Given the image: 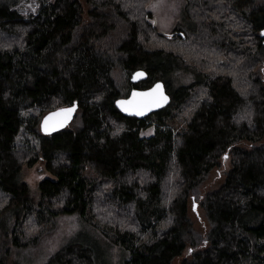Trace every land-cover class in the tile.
Masks as SVG:
<instances>
[{
  "label": "trees",
  "instance_id": "trees-1",
  "mask_svg": "<svg viewBox=\"0 0 264 264\" xmlns=\"http://www.w3.org/2000/svg\"><path fill=\"white\" fill-rule=\"evenodd\" d=\"M22 1L0 0V264L61 215L122 250L123 264H264V0H184L193 29L169 36L153 0H35L26 18ZM183 70L191 83L168 93ZM137 71L147 77L132 83ZM156 82L165 107L119 112L117 100ZM73 103L65 129L41 133L46 114ZM37 164L51 177L35 199L20 175ZM43 264L100 263L71 242Z\"/></svg>",
  "mask_w": 264,
  "mask_h": 264
},
{
  "label": "rangeland",
  "instance_id": "rangeland-1",
  "mask_svg": "<svg viewBox=\"0 0 264 264\" xmlns=\"http://www.w3.org/2000/svg\"><path fill=\"white\" fill-rule=\"evenodd\" d=\"M38 7L39 3L35 0H26L17 5L16 10L26 18L35 15ZM150 9L152 10L156 28L164 35L169 36L174 24H180L184 27L187 25V30L193 29V25L187 23L184 16V0H153ZM262 75L264 79V68ZM168 80L171 81L168 92L170 94L176 86L191 83V78L185 70L169 74ZM228 168L227 160L222 163L220 171H214L212 173L206 189L217 188L222 181V173ZM20 177L27 184L31 196L38 199L39 193L37 186L40 179L50 178L51 176L44 170L43 164H37L33 168H24ZM190 214L195 222L203 218L201 208L194 201H190ZM7 223V218L0 221V242L3 243L5 240L2 237L1 230L5 228ZM91 232L92 235L88 234L85 225L80 223L79 220L61 215L57 222V228L51 235L44 237L37 246L11 250L7 256V261L9 264H43L56 250L71 242H76L91 248L96 260L100 264L124 263L126 258L122 250L110 245L96 231ZM4 245L6 247V243Z\"/></svg>",
  "mask_w": 264,
  "mask_h": 264
},
{
  "label": "water",
  "instance_id": "water-1",
  "mask_svg": "<svg viewBox=\"0 0 264 264\" xmlns=\"http://www.w3.org/2000/svg\"><path fill=\"white\" fill-rule=\"evenodd\" d=\"M260 36L264 37V28L261 30ZM146 77H147V75L145 72L137 71L131 76V82L137 83L140 81H144L146 79ZM158 84L161 86L159 91L163 93L164 97H166V100H164L160 104L153 105L150 108H145L143 113L139 114V115L136 114L135 110L126 111V110H124L123 107H121L120 102H124L125 106H128V102H133V101L139 102L141 100V97L135 96L134 94L150 93V92H152V90L154 88H156V86ZM169 100H170V98H169V95L166 93L164 85L161 82H156V83L152 84L147 89H144V90L136 89V90L131 91L128 98L117 100L115 105H116L117 109L119 110V112L121 114H123L124 116L133 117V118H137V119H144L149 114L156 112V111L160 110L161 108L165 107L169 103ZM77 108H78L77 103H73V105H71L69 107L60 108V109H57L55 111H52V112L46 114L42 118L41 123H40L41 133L44 135H51V134H54L56 132H59V131L65 129L73 120ZM68 109H71L70 113L66 111ZM45 121H47V127H48L47 131L45 130Z\"/></svg>",
  "mask_w": 264,
  "mask_h": 264
},
{
  "label": "snow or ice",
  "instance_id": "snow-or-ice-1",
  "mask_svg": "<svg viewBox=\"0 0 264 264\" xmlns=\"http://www.w3.org/2000/svg\"><path fill=\"white\" fill-rule=\"evenodd\" d=\"M160 87L161 86L158 84L156 88H154L150 93L134 94L135 96H140L141 100L139 102H128V106H125L124 102H120L121 107H123L126 111L135 110L136 114H142L145 108H150L153 105H158L166 100V97L163 96V93L159 91ZM66 111L70 113L71 109H68ZM45 130H48L47 121H45Z\"/></svg>",
  "mask_w": 264,
  "mask_h": 264
}]
</instances>
